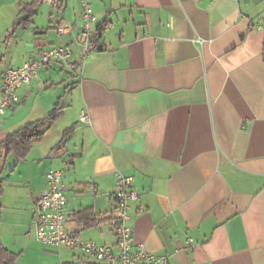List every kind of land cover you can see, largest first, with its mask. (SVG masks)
<instances>
[{
	"label": "crops",
	"instance_id": "0c3cea01",
	"mask_svg": "<svg viewBox=\"0 0 264 264\" xmlns=\"http://www.w3.org/2000/svg\"><path fill=\"white\" fill-rule=\"evenodd\" d=\"M1 1L15 15L14 30L0 40V83L44 49L70 45L78 55L79 0L60 10H44L42 0L28 26L17 22L33 0ZM91 1L93 28L107 25L98 51L75 72L58 62L42 68L0 117L3 245L24 264L47 173L64 169L68 230L115 246L112 194L122 172L135 177L140 193L128 222L137 246L167 256L166 264H264V0ZM62 22L73 31L59 35ZM57 105L63 115L46 133L61 127L60 142L74 127L60 152L40 155L46 133L25 159L7 151L11 134ZM10 155L17 162L7 192L2 172ZM36 167L44 170L35 175ZM85 209L95 225L78 220ZM61 249L64 264H95L79 249Z\"/></svg>",
	"mask_w": 264,
	"mask_h": 264
},
{
	"label": "built area",
	"instance_id": "2783aa9c",
	"mask_svg": "<svg viewBox=\"0 0 264 264\" xmlns=\"http://www.w3.org/2000/svg\"><path fill=\"white\" fill-rule=\"evenodd\" d=\"M66 0H43L49 7L60 10ZM81 4V28L76 36L80 47L77 56H73L70 45H58L39 52L38 56L20 67H11L3 75L0 83V117L6 115L20 101L19 91L38 77L39 71L53 62L60 63L68 72L77 71L83 62L99 49L103 25L94 29L96 14L91 0H79ZM73 31V25L62 22L57 26L59 35ZM203 40L197 39L202 43ZM81 122L90 124L87 114L81 116ZM64 169H52L47 173L46 186L39 195L33 209V228L37 241L55 248L79 249L81 253L95 264H166L168 257L154 255L144 246H137L132 227L129 225V212L140 193L135 187V177L122 172L115 174L116 183L113 198L116 208L111 217V226L116 236V245L99 244L85 239L79 233L69 231L66 215L68 187L64 180ZM83 224L80 229H83ZM195 245L189 240V248Z\"/></svg>",
	"mask_w": 264,
	"mask_h": 264
},
{
	"label": "trees",
	"instance_id": "16d2710c",
	"mask_svg": "<svg viewBox=\"0 0 264 264\" xmlns=\"http://www.w3.org/2000/svg\"><path fill=\"white\" fill-rule=\"evenodd\" d=\"M42 0H33L29 5H25L21 8V17L18 19L17 25H31L32 19L37 12V6ZM63 109L57 105L51 114L42 120L30 123L19 131L11 134L4 143V147L8 152L15 153L19 159L27 158L32 145L35 141H38L47 130H49L54 123H56L63 115ZM74 132V127L68 128L59 142L62 144L68 137ZM3 193L2 183L0 179V198ZM78 220L84 221L87 226L96 224V219L91 210L85 209L76 214ZM19 255L7 249L1 240L0 234V264H16ZM73 264V263H68Z\"/></svg>",
	"mask_w": 264,
	"mask_h": 264
},
{
	"label": "rangeland",
	"instance_id": "374dc122",
	"mask_svg": "<svg viewBox=\"0 0 264 264\" xmlns=\"http://www.w3.org/2000/svg\"><path fill=\"white\" fill-rule=\"evenodd\" d=\"M20 1L22 3H27L30 2L31 0H20ZM43 4H44L43 8L45 10L46 3ZM3 5L4 2L0 0V37H1L0 40L1 41L5 36H9L8 31L14 30V26L11 25L12 24L11 21H13L15 15V12L12 11V9L9 8L7 4L6 6ZM14 6L18 7V3L15 2ZM57 126H61V124ZM60 129L61 127H55L53 131H49L46 133L42 141L37 146V150L40 153V155L45 157V155H48L52 152L58 153L61 151L60 145H57L62 135V130ZM16 162H17L16 156L10 155L6 161V166L2 172V179L4 180V186L7 192H10V190L14 186V182H8L9 181L8 175L10 174V170L14 167ZM42 170H44L43 167H36L34 174L38 175ZM24 192L26 191L24 190ZM34 236L35 235H33V233L32 235L28 236L29 240H31L33 244L31 245V249L26 254V257H24L23 259L24 264H64L62 257L64 256V254H66L65 249L44 246L42 245L43 243L37 241ZM84 259L87 260L86 258Z\"/></svg>",
	"mask_w": 264,
	"mask_h": 264
}]
</instances>
